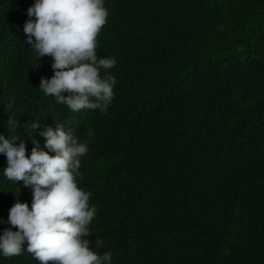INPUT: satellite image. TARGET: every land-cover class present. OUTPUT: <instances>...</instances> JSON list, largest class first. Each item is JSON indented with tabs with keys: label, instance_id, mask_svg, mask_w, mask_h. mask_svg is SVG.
Segmentation results:
<instances>
[{
	"label": "trees",
	"instance_id": "trees-1",
	"mask_svg": "<svg viewBox=\"0 0 264 264\" xmlns=\"http://www.w3.org/2000/svg\"><path fill=\"white\" fill-rule=\"evenodd\" d=\"M32 3L0 0V133L27 154L32 137L44 147L39 120L87 144L77 183L95 205L93 250L113 264H264V0H104L96 54L116 60L104 112L37 87L53 70L25 42ZM25 188L0 170V219Z\"/></svg>",
	"mask_w": 264,
	"mask_h": 264
},
{
	"label": "clouds",
	"instance_id": "clouds-1",
	"mask_svg": "<svg viewBox=\"0 0 264 264\" xmlns=\"http://www.w3.org/2000/svg\"><path fill=\"white\" fill-rule=\"evenodd\" d=\"M107 14L104 0H34L27 8L25 42L38 58L52 57L53 74L41 76L37 87L57 104L73 111L104 112L111 102L114 81L101 72L116 60L96 54V36ZM7 122L10 129L15 127L12 117ZM40 123L33 120L30 128L32 132L39 128L44 147L32 137L27 154L24 139L0 133V153L6 158L0 170L6 179L22 181L29 191L22 194L23 202L17 198L9 207L7 221L0 219L15 226L0 230V256L17 255L23 249L36 264H113L109 251L93 250L88 224L95 205L88 203L89 193L77 183L87 144L59 123L54 127ZM17 139L19 143H14Z\"/></svg>",
	"mask_w": 264,
	"mask_h": 264
}]
</instances>
